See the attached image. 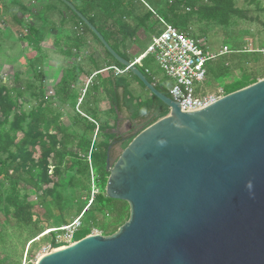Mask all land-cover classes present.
<instances>
[{"label":"water","instance_id":"obj_1","mask_svg":"<svg viewBox=\"0 0 264 264\" xmlns=\"http://www.w3.org/2000/svg\"><path fill=\"white\" fill-rule=\"evenodd\" d=\"M60 1L169 114L141 130L112 166L108 147L105 195L128 204V221L36 264H264V79L182 112Z\"/></svg>","mask_w":264,"mask_h":264},{"label":"trees","instance_id":"obj_2","mask_svg":"<svg viewBox=\"0 0 264 264\" xmlns=\"http://www.w3.org/2000/svg\"><path fill=\"white\" fill-rule=\"evenodd\" d=\"M7 1H13V5L17 2L21 13L25 14L28 12L25 6H22L20 0ZM56 1H59L67 11L63 9L70 14L74 28L78 29V26L82 27L84 33H89L102 47L94 34L83 25L77 16L60 0ZM67 1L97 29L106 43L118 56L129 62L134 60L130 59L124 48L127 40L133 39L135 33L134 29L129 28L126 22H123L124 16L120 14V8L124 5V2L122 3L121 0ZM234 1L163 0L161 8L158 9L160 16L155 20L154 27H151L150 30L154 34L159 33L161 29L155 30V28L160 20L173 25L189 38L195 39L197 36L193 33L192 22H190L192 19L206 23H216L225 27L229 26L230 21L233 19L251 21L248 18L247 12L235 7ZM242 1L248 5H257L258 0ZM50 4L45 5L48 11L54 10V6ZM181 10L187 11L186 17H179L178 13ZM146 13L138 19L140 24L137 26L144 25L152 17L153 10H149ZM11 19L18 29L20 28L21 30L22 27H25L29 31L28 35L21 33L22 36L20 38L31 39V41L37 42L38 30L36 27L29 24L25 25L18 14L12 15ZM38 19L42 23L47 21L45 14L38 15ZM178 20H180V23H183V27L177 24ZM109 21L111 22L110 27L108 26ZM262 30L264 32V27ZM74 39V41L72 40L73 42L71 40L70 42L75 45L74 48L77 51L82 45L80 42H84V37H81V39L80 37L78 39L74 37ZM102 49L106 59V62L104 61L103 63V68L97 65L94 58L88 57V69L85 70L79 65H74L70 68V72L59 81L56 91L58 95L61 94L73 101L75 96L70 91L73 82H78L79 76L84 72L89 75L96 74L93 80L94 84H92L90 89L91 98L84 103L85 115H74V121L80 122L84 127L83 132H91L93 134L96 130L99 115L95 111L92 112V109H95L94 104L98 101L95 93L100 89L105 94L109 111L112 114L125 110L130 120L145 121L144 128L167 116L169 114L167 107L151 94L149 99L146 100L133 97L129 92L128 77L135 80L142 88L144 87L131 73L127 72L125 73L126 76L122 74L117 77L113 76L112 73L105 77L100 75L99 72L102 69L111 67L120 70L124 69L103 47ZM73 54L76 56V53ZM36 58L37 55L28 59L27 65L32 67L33 76L39 83L38 88H34L36 86H34V82L28 83L25 88H7L0 86V241L2 238L3 220L7 221L8 218H11L24 226L34 225L35 223L32 212L34 205L28 201L26 195H20V191L24 188L38 193L40 206L53 202L55 207L58 208V221L60 224H64L65 221L61 217L62 213L76 204L79 197L77 199L76 197L64 199L58 192L60 185L57 180L62 174L67 180L66 184L62 187H70L73 189L77 185L75 176H89V166H92L91 161L96 174L94 186L98 190V193L93 197L87 207L84 205V207L78 208L77 215L83 211L81 218L93 223H96L98 217H102L103 220L109 218V221L105 220L106 224L101 226V230L104 236H111L128 221L130 215V212H128L129 206L126 202L109 199L104 191L109 176V173L106 171L107 150L114 136L108 132L104 133V139L97 152H95V148L92 145L93 141L88 140L85 133H82L76 139L74 135L67 133L64 125L61 124L59 114L54 113L49 108V98L46 96L42 86L43 73L34 65ZM148 59L145 58L142 60V67H136L146 77L147 81L152 83L154 74H144V68H148ZM224 70L223 66L221 67L218 63H215L207 67V75L209 74L212 78L218 79L224 75ZM15 76L18 77V74H15ZM256 82L255 78L243 75L239 80L226 86L225 92L229 94ZM155 88L163 95L169 97L161 81L155 85ZM32 90H34L33 94L37 91L38 97L36 100L38 105L26 113L22 110V105L25 103L22 100L23 94L28 92L31 96ZM105 130L110 131V129L104 126L97 127V133L102 134ZM72 140H76V143L72 144V147H76L78 151L83 152L85 155L84 158L83 156L80 158L76 153H73L70 147ZM87 155L90 156V163L87 161ZM95 156L96 159L94 158ZM51 167L52 169L49 173ZM89 234L90 230L87 228L79 233L77 232L74 240L79 241ZM49 241L50 244H53V236Z\"/></svg>","mask_w":264,"mask_h":264},{"label":"rangeland","instance_id":"obj_3","mask_svg":"<svg viewBox=\"0 0 264 264\" xmlns=\"http://www.w3.org/2000/svg\"><path fill=\"white\" fill-rule=\"evenodd\" d=\"M121 1L122 3L124 2V5L120 8V14L124 16L123 22H126L129 28L135 30L131 43L128 41L124 46L130 59L133 60L146 50L148 42L154 34L151 32L150 28L154 27L153 24L155 20L160 16L158 9L161 8L163 0ZM12 2L13 1L0 0V86H5L7 88H25L28 83L34 82V86L36 85L34 88H38L39 83L33 76L32 67L27 65L28 59L37 55L34 65L43 73L42 86L46 96L49 98L48 104L50 110L59 114L61 124L64 125L67 133H71L75 136V139L82 133H85L87 139L93 141L92 145L95 148V152H97L104 139V133L108 132L113 135L114 137L111 140L109 152L110 165L112 166L119 158L123 149L127 146L126 144L128 141L143 130L145 121L130 120L128 114L124 110L121 113L112 114L109 111V105L104 93L99 90V93H103V95H101L103 98L99 96L98 101L100 104L95 107L98 113H100L97 125L99 127L104 126L110 129V131L105 130L102 134L97 132L93 134L91 132H83L84 127L80 122L74 121V115L79 114V116H84L86 113L84 110V103L91 98L90 89L92 84H94V77L91 80V84L87 87L84 96H82V92L85 89L86 82L92 75L85 74L84 72L79 76L78 82H73L70 87V91L73 92L75 96L73 101L56 93L64 67L69 68L72 66V63H74V65H79L82 69L86 70L89 67L86 57L94 58L100 68L104 67L101 54L97 51L99 48H96L97 46L95 45V43L99 45L98 42L89 33L85 34L83 28L78 26L76 31L79 32L80 35L82 33L84 34L83 36H79L80 39L84 37L85 41V37H89V39H92L94 42L93 45L94 47L96 46V49L85 41V45L82 47L81 51L76 52V59L64 57L60 52V47L64 45V41L59 42L58 46L55 45V32H51L49 27L55 24L62 38L64 36L77 37L75 36L76 33L74 31L72 19H64L60 15H56L55 12L51 14L48 13L51 18L49 21L42 23L38 19V15L45 14V5L48 3L58 7L61 11H65L66 9L63 5L56 0H22L20 1L22 6H25L28 11L24 14L20 12L19 4L16 2V4L13 5ZM234 5L247 12L248 18L251 19V21L233 19L230 21L229 26L226 27L216 23L195 21L194 19L190 21L192 22L193 33L197 36L195 39L201 40L205 44V48L209 51L218 52L223 47H227L228 50L231 51V53L219 57L210 64L213 65L218 63L221 67L223 66L225 70L224 75L218 79L212 78L209 74L206 76V80L203 84V89L205 91H213L216 87H221L225 90L226 86L239 80L243 75L255 78L257 82L264 79V32L262 30L264 27V0H258L257 5H248L242 0H235ZM149 10H153L152 17L149 18L144 25L137 26L140 24V22H137L138 19L144 14H147L146 12ZM186 10L179 11V17H186ZM14 14H18L25 25L29 24L36 27L38 30L37 42L31 41V39L20 38L21 33L28 35L29 31L25 27H22L19 31L17 30L15 23L11 19V16ZM65 14L66 17H69V14L66 12L62 16L65 17ZM61 19L65 21L62 26L59 25ZM161 23V21L158 22L155 30L162 28ZM177 24L180 27L184 26L183 23H180V20L177 21ZM108 26H111L110 21L108 22ZM101 52L104 54L103 50ZM43 60L45 64L42 63ZM148 60L149 70L155 73L157 79L168 89L171 82L164 78L151 57H149ZM47 63L53 65V75L51 72H47ZM49 66L51 67V65ZM103 70L104 69L100 71ZM102 73H105L104 76L110 73L115 77L120 76L115 75L114 71ZM15 74H18V77H16ZM123 76H126V74ZM134 82L137 83L135 80ZM130 83L131 82L128 80L129 92L134 98L142 100L144 96L150 97L147 90L142 88L138 83V89H133L132 86L130 87ZM34 90L31 91V96L28 92L23 94L22 100L25 103L22 105V110L26 113L38 105L36 100L38 97L37 91L33 94ZM79 100H81L80 104ZM75 143L76 140H72L70 144L73 153H76L80 158L82 156L84 158L85 155L83 152L78 151L76 147H72V144ZM94 158L96 159V156ZM88 163H90V161H88ZM91 164L92 166H89L90 173L88 177L75 176L77 185H75L73 189L70 187H62L67 182L62 174L57 180L60 185V187H58V192L64 199L70 197H76L77 199V197H79L76 204L62 213L61 217L65 221L64 224L59 223L57 218L58 208L55 207L53 202L40 206L38 193L32 192V190H26V188L20 191V195H26L28 201L34 205L32 212L35 223L34 225L24 226L11 218H8L7 221L3 220L2 238L0 241V264H36L42 251L47 249L48 245H50L49 240L53 236V234L49 236L43 235L50 229H56L62 225L64 226L72 223L83 213L82 211L81 214L77 215L78 208L84 207V205L87 207L96 195L93 194L92 191L93 188L96 191V187L94 186L96 174L92 161ZM51 169L52 167L49 173ZM25 186L27 187V185ZM105 220L109 221V218L103 220L102 217H98L96 223L81 218V226L78 233L89 228L91 234L97 233L105 237L101 230V226L106 224Z\"/></svg>","mask_w":264,"mask_h":264},{"label":"built area","instance_id":"obj_4","mask_svg":"<svg viewBox=\"0 0 264 264\" xmlns=\"http://www.w3.org/2000/svg\"><path fill=\"white\" fill-rule=\"evenodd\" d=\"M161 25L160 32L151 37L146 50L130 62L131 65L142 67V60L151 57L164 78L171 82L170 87L166 90L171 100L178 105L182 112L204 110L226 96L224 88L216 87L213 91H205L203 84L207 76V67L231 51L227 47H223L218 52H211L205 48V44L201 40L189 38L169 23L162 22ZM20 36L22 35L20 34ZM106 71H114L115 75H122L127 73L128 69L120 70L111 67L100 72ZM144 74L151 75L147 68H144ZM93 77H90L86 82L82 96L91 84ZM152 81L151 84L154 87L159 84V80L154 76ZM81 100H79V104ZM97 127L96 124L95 132H97ZM87 159L90 161L89 155H87ZM92 191L93 194L98 193L97 189L95 191L93 188ZM81 217L82 214L70 224L48 230L43 236L53 234V244L48 245L47 249L42 251L41 256L54 249L73 245L76 242L74 236L81 226ZM89 235L98 234L90 233Z\"/></svg>","mask_w":264,"mask_h":264},{"label":"crops","instance_id":"obj_5","mask_svg":"<svg viewBox=\"0 0 264 264\" xmlns=\"http://www.w3.org/2000/svg\"><path fill=\"white\" fill-rule=\"evenodd\" d=\"M20 1H22V0H20ZM130 6V5H129ZM45 17L47 18V21H49L51 18H50V16L48 15V13H52V12H55V14L56 15H60L62 18H70L71 19V17H70V14H69V17H66V14H65V17H63L62 15L66 12V11H61L60 9H58V7H56V6H54V10H47L46 9V7H45ZM67 13V12H66ZM68 14V13H67ZM64 19H61L60 21H59V25L60 26H62V25H64V23H65V21H64ZM69 19V20H70ZM137 22H139V21H137ZM60 26H59V28H60ZM17 30L19 31L20 30V28L18 29L17 28ZM49 30H51V32H55V37H54V39H55V42H54V44L55 45H57L58 46V44H59V42H61V41H64V45L63 46H61L60 47V52L62 53V55L64 56V57H67V58H73V59H76V57H75V55L73 54V53H71V52H74V53H76V52H78V51H81V49H82V47L85 45L84 43H85V41H87L90 45H92L93 47H94V42L92 41V39H89V37H85L86 39H85V41L83 42V41H81L80 43L82 44L81 45V47L80 48H78V50L77 51H75V45L73 44V43H71L70 42V40L72 41H74L75 39L73 38V37H69V36H64L63 38L61 37V35L59 34V29L57 28V26L55 25V24H52L50 27H49ZM74 31H75V33H76V35L75 36H77V37H79V36H81V35H84L83 33L80 35V33L79 32H77L76 31V29L74 28ZM83 32V31H82ZM79 35V36H78ZM155 35V34H154ZM153 36V35H152ZM131 40L132 39H130V40H127V42L126 43H128V41L131 43ZM150 40H151V38H150ZM150 40H149V42H148V44L150 43ZM72 41V42H73ZM79 41V40H78ZM95 45L97 46H95L96 48H99L97 51H98V53L99 54H101V58H102V61H103V63H104V61L106 62V59H105V57H104V54L101 52L103 49H102V47L100 46V45H97L96 43H95ZM94 47V48H95ZM95 48V49H96ZM123 48V47H122ZM70 49H71V51H70ZM104 52V51H103ZM103 54V55H102ZM87 58V61H88V57H86ZM46 62V61H45ZM43 64H45L44 63V60H43V62H42ZM47 72H51L52 73V75H53V65L52 64H49V63H47ZM49 65H51V67L49 66ZM74 66V63H72V66L71 67H69V68H63L62 69V72H63V74H62V76H61V78H60V80L63 78V77H65L66 76V74L67 73H69L70 72V68H72ZM51 68V69H50ZM147 69H149V68H147ZM150 71V73L154 76V77H156L157 78V76H155V73H153L151 70H149ZM97 73V72H96ZM100 73V75L101 76H103V77H105L104 76V74L105 73H102V72H99ZM125 74V73H124ZM99 75V74H98ZM92 76H94L95 77V73H93L92 74ZM107 76V75H106ZM59 80V81H60ZM128 80L131 82L130 83V87L132 86L133 87V89L134 88H136V89H138V84L137 83H135L134 82V80L131 78V77H128L127 78V82H128ZM160 82V81H159ZM59 83V82H58ZM129 85V84H128ZM101 90V89H100ZM146 90V89H145ZM101 92H102V90H101ZM99 93L98 91H97V93H95V96L97 97V99L99 98V96L101 97V95H103V93ZM148 92V91H147ZM149 93V92H148ZM150 94V93H149ZM104 96H105V94H104ZM101 98H103V97H101ZM146 99H149V97H143V99L142 100H146ZM97 101V100H96ZM98 104H100V102L99 101H97V103H95L94 104V106L96 107V105L98 106ZM97 112V114L98 115H100V113H98V110H96V109H92V112ZM125 111V110H124ZM90 112H91V110H90ZM91 112V113H92ZM122 112V111H121ZM120 112V113H121ZM85 115V114H84Z\"/></svg>","mask_w":264,"mask_h":264}]
</instances>
